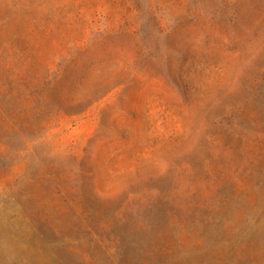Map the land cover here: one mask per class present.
I'll use <instances>...</instances> for the list:
<instances>
[{"label": "rangeland", "instance_id": "rangeland-1", "mask_svg": "<svg viewBox=\"0 0 264 264\" xmlns=\"http://www.w3.org/2000/svg\"><path fill=\"white\" fill-rule=\"evenodd\" d=\"M84 1L122 8L113 12L110 22L111 27L119 22L122 26L120 32L95 36L77 72L85 63L89 66L82 68L84 75L93 73L97 80L115 67L121 69L123 60L132 64L135 42L140 43L142 52H159L164 62L156 58L147 61L148 72L155 73L154 77L139 75L140 82L115 88L87 113L63 123L54 120L38 132L23 128L29 138L26 150L14 133H5L0 120V264H122L123 257L110 244L100 245L82 236V244L71 246V241L64 239L49 246L36 240V230L50 224L60 234L77 232L79 223L67 208V198L98 207L131 191L137 192L133 197L143 200L140 187L155 179L181 181L183 178L177 177L180 167L188 161L208 172L212 167V40L225 38L212 19L222 8L221 0ZM28 2L45 8L52 3ZM256 3V9L250 4L245 7L240 25L247 47L258 53L264 45V0ZM136 5L138 13L124 11L121 18L123 10ZM148 6L161 8L164 28L167 24L173 30L171 36L159 30ZM189 6L201 12L204 25L179 15ZM99 20V24L103 22ZM204 31L208 38L202 37ZM256 32L261 34L256 36ZM13 33L0 29V36L6 39ZM167 43L172 44V51L166 49ZM139 62L138 67L145 63ZM254 67L252 64L251 69ZM89 83L84 81L83 92ZM57 95L59 104L69 105L62 91ZM9 102L6 95H0V103L14 109ZM42 118L45 120V115ZM128 124L133 128L125 130ZM215 215L211 212L209 220ZM238 235L235 226L221 228L212 223L174 229L166 234L164 250L144 264H264L261 241L255 236L243 237L241 248L235 244Z\"/></svg>", "mask_w": 264, "mask_h": 264}, {"label": "trees", "instance_id": "trees-1", "mask_svg": "<svg viewBox=\"0 0 264 264\" xmlns=\"http://www.w3.org/2000/svg\"><path fill=\"white\" fill-rule=\"evenodd\" d=\"M51 2L45 8L28 0H0V29L14 31L10 38L0 36V66H3L0 95H6L11 101L7 105L14 107L6 108L0 103V120L5 133H14L25 150L29 148V138L23 128L38 132L51 126L54 120L63 123L87 113L115 88L140 82L141 75L154 77L155 73L148 72L147 61L156 58L164 62L159 52L154 49L142 52L140 43L135 42L132 64L123 60L121 69L115 67L97 80L93 73L84 75L82 68L89 66L85 63L77 72L78 63L97 34L120 32V20L116 19L119 23L114 27L110 22L115 16L113 12L122 8L90 5L84 0ZM221 2L222 8L212 19L223 29L225 38L212 40L215 46L212 47L211 170L188 161L180 167V175H176L183 178L181 181L155 179L140 187L138 192L143 194V200L133 197L137 192L131 191L118 201L98 207L67 198L70 205L67 208L79 223L80 233L60 234L56 227L46 224L42 230H36V240L52 246L67 239L72 246L89 238L97 244L113 246L123 257L122 264H144L157 258L158 250H164L168 232L212 223L221 228L235 226L239 231L235 244L241 248L244 245L241 239L253 236L264 247V45L258 53L249 49L240 25L245 7L250 4L256 9L259 5L256 0ZM139 10L137 5L128 6L121 12V18L125 12ZM180 13L183 19L205 24L194 6ZM148 14L158 21L159 30L169 36L173 34L167 24L164 28L161 8L148 6ZM101 18L103 22L99 24ZM134 30L137 28L133 27ZM203 33L204 39L209 37L206 31ZM166 49L172 51V44L167 43ZM251 55L254 57H247ZM138 61L145 63L138 67ZM239 63L243 68H239ZM85 80L90 83L83 92ZM60 91L68 106L58 103ZM133 125L128 124L125 130ZM211 212L216 214L212 221Z\"/></svg>", "mask_w": 264, "mask_h": 264}]
</instances>
